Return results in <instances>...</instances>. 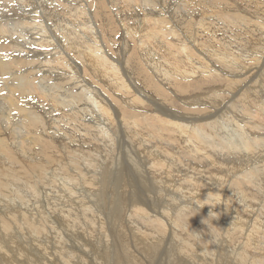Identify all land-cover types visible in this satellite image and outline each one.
<instances>
[{"label":"bare ground","instance_id":"bare-ground-1","mask_svg":"<svg viewBox=\"0 0 264 264\" xmlns=\"http://www.w3.org/2000/svg\"><path fill=\"white\" fill-rule=\"evenodd\" d=\"M119 1H121V3L124 6V18L126 21L121 24L124 35L127 36L128 39L129 37L131 40L133 38L136 39L135 41H132V47H136L137 54L131 51L130 54L125 56L124 52L126 48L124 49L122 48L121 49L122 52H120V50L118 52L115 50L113 51V44H111L110 41V39H112L111 38L112 36H110L109 40L104 39L103 37H105V33L101 32L102 34H104L102 36L99 33L100 32L99 29H98L99 31H96L97 23L95 24L96 21L95 20L96 17L94 18L95 13L94 15L92 13V16H90L88 13L84 12L85 9H87L86 6L81 5V10L76 14L78 16H81L82 19H80L79 22L76 21L75 23L72 22L71 25L66 24L67 27H70L66 31L63 28L61 29L62 31L61 36L64 38V42L67 41L66 44H69L68 47L74 50V51L70 50L69 52L66 51L67 53L64 54V57L67 58L65 59L64 57L62 58L63 62L61 61L62 62L61 65L64 67L65 64V67L69 71H71L68 73L69 79L78 80L81 83V86H86L88 90H90L92 95H94V97L95 95L97 96L96 99L91 98L94 99L92 100V103L94 102V104L97 105L98 108H100L102 114L107 118V120L113 119L112 122H116L115 120H117L119 124L118 125L119 128L120 125L121 126L123 125L125 126V128H128L130 130L131 132L130 136L133 135L138 138L141 135L139 137L140 140H138L139 143L140 141L145 142L147 140V142L144 143V147L139 146V148H141V150L143 151L141 155L144 159V162L153 158L149 164L151 165L150 169H152L151 171L153 172L154 176H149L150 174L147 172L148 170L146 171V169L144 168L145 166L143 162H141L143 163L142 165L136 164V163H140L137 162L139 160L137 161L135 160L136 163L126 162L125 164H123L122 162L126 160L125 152L122 153L121 164L119 168L116 170L118 173L117 176H120L123 179L127 188H130V186L137 187L134 189L131 188V191L127 197V200L130 201L132 205H135L133 206L131 214L137 216L141 220H147L146 216L151 211L153 212L156 210V208L161 207V203H157L152 200L150 201L145 196L146 194L151 195L150 193L151 191L153 193V188L156 187L154 185L157 183L161 184L163 182L164 183L163 186L165 188L167 186H173V187L175 186L174 187L175 189L179 188L180 190H183V188L181 187L182 184L176 183L175 181L176 179H180V178L177 176V174H173V172L174 171L176 172V170L170 164L171 162L169 163L168 159H167L168 161H166V159L165 160L158 159L159 157L158 155H156L157 151L155 152V150L158 151H160L161 149L165 150L164 142H166L167 139H170V135L168 133L170 131L173 133H177L179 138L182 139L183 142H185L186 146H190L189 152L193 154V156L195 157V161L200 162L201 160V162H204L205 164L210 163L211 165L215 164L224 167L222 168L224 170V173L222 174L218 172V169H215V172L217 174L219 173L220 176H216V173H214L213 171H211V173L204 171L209 179L214 178L215 180H218L219 181L218 184L221 185V189L219 192H216L214 191L215 189H213L210 193L208 192L209 194L206 196L207 198L206 197L204 198L203 194L201 193L202 191L200 190V187L202 186L201 184L202 182L200 181V178L196 177V180H194L191 178V176L181 175L183 177V180L185 179L187 183L186 194L187 197H190L191 200L187 202L192 206L194 205V207L198 206L201 207L202 209H206V205L209 202H212L214 206H216L215 208L217 210L216 211L210 210V214L216 217L217 224L220 226V229L224 233L223 236L227 237V240L228 238L229 240L230 238H232L231 241L233 242H234L233 237L237 238V236L241 237L242 240H240L238 244L237 241L236 242L237 245L235 244L234 249L233 250L229 249L230 252H228L226 250L227 245H225V242L228 241L224 240L222 236L221 238L223 239H221L222 240L220 244L221 246L218 245L220 246L219 250H222V252L215 251V253H213V251H210L208 248L206 250V248L201 249V247L193 246L191 245V243L190 245L184 243L183 241H182L183 243L181 242L178 243L176 239L177 238L179 239L180 237H177V234H175L174 232L171 233L167 225V221L170 220L172 221L173 219L172 211L176 209V207L170 206L169 208L162 207L161 214L159 211L157 212L156 215H154V220L157 221L159 224L158 226L157 225L154 226V228H156L157 230L160 229L158 230V233H162V235H158L157 232H153L154 231V230L152 231L153 228L151 230L149 229L148 232V230L142 231V229L138 227L130 226L129 228L131 230V233L129 234V232H127L130 237V242H126L125 239L123 238L122 232H124V229H126L127 225H124L125 223L123 221L125 220L122 219L121 217L122 215H119L120 212L126 206L125 204H117L116 202L118 200L116 202L110 200L111 205L107 206V210H106V206L104 208V204H103V201L105 202L103 198V191L99 190L96 193H94L93 196L94 200H96L94 205L96 207L97 213L88 214L87 209L90 204L88 206L83 204L82 207L81 203L82 202L84 203V201L80 200V198L82 197L80 196L79 191L76 189V187L69 188V186L66 185V188L68 190L67 191L60 187L61 186L60 182H57L55 186L58 188V191L49 194V192L44 193V191L41 190V192L36 193V191L31 189V186L28 184V181L26 180V178L23 177L22 172L21 173L14 172L18 177L14 175L10 176L9 174H5V176L13 178L15 180L21 179V181L11 182V184L15 185L16 187H27L28 190L25 188H18V189L24 190L27 193H29V195H31L34 200L37 199V195H40L42 197V201H44V204L41 205H43L44 207L41 208L40 207L41 205H39L40 203L38 201H35V203L32 206L28 204H23L20 208V210L22 211L19 210L16 203L10 204V206H0V216L2 215L1 216L2 219H0V264H264V223H262V220L260 219L261 214L256 215L254 213L256 216L252 218L250 210H252L253 205H251L250 202L248 201L249 194L245 189L246 186L244 187V183L245 184L249 182L253 183L252 179L253 180L257 179L256 177H254V175L255 176L257 175L258 177L259 174L264 173V133H263L264 132L263 129L264 128V99H263L264 95H262L263 92L262 94L260 92V90L262 91V89H264V59H262L263 61L261 62L259 61L260 62L259 66H256L255 65L256 63L254 64L257 67L255 74L258 76L259 79V80L257 79L258 81L256 80V82H254V84L258 86L256 89H254V87L250 85L248 86L246 85V87L240 89L241 92H239L238 94L235 93L236 94L235 98L233 95H232L233 99L226 98L227 100L225 99L226 101L220 107L216 105L217 99L213 100L212 98H209L207 102L209 103L208 107H212L213 110L211 111L210 114H208L204 118L194 119L189 116H182L178 113H171L161 103H155V110L153 113L149 115L146 114L143 116L138 113L139 111L138 112H136L137 110L135 111V108H137L138 110L140 108L141 110V107H145L146 105L144 104L147 103L148 100L150 101V98L152 97L153 94L157 97L158 96L164 97L167 100V99H171L170 96L174 95L173 93L176 92H180L184 94L187 93V90L190 87L188 81L191 78H193L194 76L193 74H196L200 71L202 73L203 71V74L204 72H206L204 74V78L207 77V80L212 78L211 77L212 74L209 72H211L210 71L212 69L211 63H214L213 61H215L216 63L220 62L223 66L229 64L232 68L233 66L236 67L238 65H241L240 64L241 61L243 62L245 60H249L251 62L252 58L255 59V60L253 59L254 61L259 63L258 60L261 57H263L259 55L261 49L260 51L256 50L258 54L254 53V56L251 58H250L251 55L248 58L245 57L246 55L243 56L240 53L234 54L233 50L230 49L226 50L227 48L223 49L224 46H222L223 48L220 49V51L218 49L215 50L211 49L209 48L210 47L209 46L207 50H204L205 53L203 51H202L203 53L201 52L202 54L199 52L200 50H202V47L201 49H199L200 45L197 42V40L196 41L192 40L193 38L195 40L196 38L201 39L203 37V35L201 34L202 32H200V30H199L200 33L198 34L199 27H200L199 29H201L202 27V28H207V30L210 31L211 30L210 26L213 25V27H216V29H214L213 31L222 30L217 28L215 22H212L211 24L210 22H204L206 17H211L212 15L213 8L211 7H216L220 3V0H174V1L172 0L173 2H169L170 4L167 7L166 5L162 7L161 0H154L156 1L158 7L164 11V14L161 15L159 18L152 13L151 15L148 14L149 16L144 15L143 19L140 18L139 15L142 8L146 6L145 4L141 3L135 5L133 4L134 0H119ZM148 1L150 3V0ZM240 1H248V0H234L233 4ZM51 2L53 1L51 0ZM99 2L100 4L97 3L95 5L96 16L98 17L97 19L101 23L100 26H102L103 25L102 17L104 16L106 17V15L108 14L110 16H114V13L112 11V8H108L107 0H99ZM89 3L90 6L92 7L93 0H90ZM46 6L49 5L47 4ZM17 8H18L17 0H0V10L2 11L6 9L10 12H13L16 11ZM102 8L105 9V12L102 10ZM244 9H245L244 13H247V9L246 8ZM182 14L187 16V18L189 19V21L186 20V22L188 23L186 29L188 33L189 31L192 33V37H193L191 39L192 42H189V40L186 39L187 36L182 37L181 36L182 34L179 36L178 34L179 30L178 33L176 31L175 21L179 17L184 16ZM197 14H200L199 17H201V19L199 18L200 20L199 21L197 20L198 23L196 22L194 23L195 16ZM116 15L119 16L120 13L116 12ZM237 15L230 14L227 25H229L230 23L236 25L235 23L232 22V20ZM185 16L182 18H185ZM84 17L90 19H85ZM216 17L218 18V16ZM223 17L224 18L222 19L219 18L218 19L224 22L227 21L224 14ZM135 18L140 20L136 21ZM34 20L35 18H33V21ZM118 21L120 22L119 18ZM2 23L3 21L0 18V77L10 71V68L13 66L11 63L16 65V63L18 62H24L23 60H26L25 57L19 56V53L21 54V52L19 51H21L22 48H18L14 44L15 42L14 38L13 37L9 38L10 35L7 36L6 34L2 33V31H4ZM143 23H145V25ZM93 24H95V26ZM103 27L100 28L102 29ZM184 27L185 24L183 25V28ZM36 28L38 35L41 36L43 39V37L45 36L43 30L40 27H36ZM248 28H249L248 31L245 30V32L247 31V33H237V34L235 33L236 34L235 38H239L240 35L251 34L253 29H251L250 27ZM227 30L228 29L225 28L223 31L226 32ZM262 30H264V23L262 25ZM213 31L211 30L210 32H208V35L206 34V37L215 40V36L213 37ZM107 32L108 31L106 30V33ZM191 33H189V35ZM1 34H3L4 37H2ZM8 41L9 43H11V45H9L10 47H7L8 50H5L6 48L5 44ZM207 41H209L210 43V40ZM216 41L215 43L219 44ZM137 42L139 43L138 46H136ZM125 45H124L125 47L129 48V45H127V43ZM222 45L224 44L222 43ZM63 48H65V50H68L66 46ZM254 51L255 50H253V52ZM216 52H218V55H216ZM56 54L54 55V57L57 56ZM58 54H60V52ZM255 54L257 55L255 56ZM70 55H73L75 59H77L78 61L77 64H72V63H71L72 65L68 64V62L72 60V57ZM258 55L260 56L259 59H258ZM145 57L148 59V63H146ZM20 58L23 60H20ZM57 58L58 56L55 59ZM44 62L48 63L45 64V67L46 68L49 67L50 61L45 59ZM57 63L60 64V62ZM208 64L210 65L208 66ZM71 67H76L77 71H75V73L74 71L72 72V69L75 68H71ZM241 67L242 68L240 71H245L247 66L241 65ZM75 76L77 77L75 78ZM84 77L90 80V82L93 81L95 83V85L93 86L96 87L98 93L97 92L95 93L96 90L94 91V89L88 87L87 84L85 85L84 83H82ZM139 77H141V79ZM213 77H216L214 78L216 82L217 81L219 82V80L224 79V78L219 79V77H217L216 74ZM24 78H25V82L23 86L19 84L20 75L18 74L16 75L14 74L9 84L6 82L5 87L8 89L6 90L8 94L5 96L7 103H9L8 105L11 108L8 107L9 108L8 112L6 111V109L4 111L0 110V133L5 128L6 130L8 129L11 131L9 122H12L17 118V116L16 118H13L14 116L12 117L11 110H14L13 112H15V114L16 112L18 113V118L19 117L20 119L22 118V123L24 124L23 137L25 138V140L30 141L33 135H37V137L39 138L40 129L42 128L41 133L42 132L44 133L45 131L44 128H47V125L40 127L41 121L36 119L38 121V123H36L34 120L35 117L32 115L34 111L32 110V114L28 111H25L28 108L25 107L26 106L25 103H27V106H29L28 104H30V106L32 105L33 107L36 106V103L38 102L34 100L36 98L32 99L34 96H32L31 98L28 97L29 95L27 96V93L32 91H26V92L24 91L26 89L32 90L31 78L28 75L27 76L24 75ZM138 78L140 79V81L137 80ZM1 79L3 80V78ZM239 79L240 78L238 79L236 78L234 80L238 81ZM234 80L229 79L227 83L231 81L234 83ZM2 83H4V81ZM206 83L208 84L209 82ZM21 88L23 92H20ZM232 89L234 90V87H232ZM257 89L260 90L255 91ZM210 90L211 89L209 88L206 91H210ZM251 90H253L252 91L253 93H250ZM6 91L5 93H7ZM16 92L19 93L17 98L19 99V101H17L18 102L17 104L15 103L16 102L15 99L17 95ZM204 94L203 95L201 94L202 98L199 97L194 98L191 104L192 103L196 104L197 101L200 102L204 100L206 98L204 97L205 96ZM211 94H213V92ZM215 94L216 93H214L213 95L216 96ZM259 95L263 96V98L261 99L260 97H257ZM55 96L52 97L53 99L56 98L55 100H53L54 101L53 103L59 104L58 96L57 97ZM233 101L235 102V106ZM236 108H240L241 110L240 116L231 113L222 120L224 115L223 113L225 111L229 110L235 112L237 111L235 110ZM201 110L202 112L207 111V109L205 108ZM9 113L11 114V116ZM231 120L239 124L243 123V125H241L243 127L237 128V134L236 133L234 134L233 129H231L228 126ZM237 125L238 124H236L235 126ZM220 127L224 128L225 132L224 134L220 133L222 135L220 137H217L219 132L218 128ZM33 128H38V129H33ZM12 129L14 130L13 136H15V141L17 143L16 146L19 147V149H21L23 152L25 151L29 152L28 150H31V147L27 148L25 142L21 141V139L20 141L16 140L17 135H14V133L15 132L16 134L19 133L18 128L12 127ZM261 131H263L262 134H260ZM31 133H33V135ZM150 139L154 141L158 140L160 144H162L161 146H159L160 148L158 146H155L154 149H147L148 148L147 143H149ZM232 141H237V142H232ZM44 143L48 144V142L46 141ZM222 148L228 150L226 151L228 153L233 154L237 151L240 154H243L244 156L248 155L249 157H251L250 160L251 159L255 160L257 158L258 159L255 160L252 163V165H250L251 162L250 163L246 162L242 164L240 161L238 162L237 159L236 161L238 163H235L234 159L228 160L229 162L222 161L216 153L220 151V149ZM0 150L3 151L8 150L6 141L3 138H0ZM166 151H167L166 153L167 157L174 158L176 156L174 154H177L174 151L170 153L168 150ZM42 152L43 151L40 152L42 155L43 153L46 152L48 153V147L46 145H44V152L43 153ZM36 153L39 154V151ZM225 155L230 156L232 158L237 157L236 155H230L227 153H225ZM247 159L245 160L248 161L249 159L248 160ZM71 162H74L72 164L77 165L75 163L76 161H71ZM71 162H69V164H71ZM47 163L50 162L48 161ZM145 164L147 165L148 163L145 162ZM48 165L42 166V164L38 162L34 165H30L26 173L32 175L33 178H39L40 180L43 174L45 175L48 174V173H44L47 170L46 168L49 167ZM109 165L108 166L106 165V167L104 168L103 170L104 174H106L109 171ZM101 167H103L102 164L98 165L97 169ZM37 169H39L40 174H42L40 175V177L37 174ZM44 169L46 170L44 171ZM160 169H164V170L160 171ZM110 170H112V168H110ZM195 172L198 176H201L203 174L202 173L203 170L201 169L200 170L196 169ZM163 174L164 176H168L170 178L169 181H166L164 180V178L161 177L163 176ZM230 175H232L233 178L236 177L232 182L228 181ZM52 177L53 176H51L49 179L48 176V179L50 182L53 183ZM263 181L264 180H262V183ZM213 183H215L214 180H211V184ZM0 186H1L0 188L1 191H3V189H6L5 185H3L1 182H0ZM228 187H230L232 191H234V194L232 195L234 196L233 200L235 199V201H237V204H239V206H236L237 204H234L232 199L231 202L229 201L230 203L224 201V194H225L224 190H226V188ZM258 189H262V188L259 187ZM230 190H228V192ZM1 191H0V203L5 202L4 198L2 197L3 192ZM73 194H76V196L71 197V195ZM55 195H59L57 196L58 199L57 198L55 199L56 202L58 200L62 202L64 201L63 206L58 205V203L56 204V202H54L55 200L53 201L52 198H54ZM256 208H258V206ZM15 209H18L19 211H16ZM105 210L107 211V213L104 212ZM210 214L209 217L211 216ZM165 215L167 216L166 217L167 221L164 218L162 219V217H164ZM32 216H35L36 217L35 219L37 218L40 219V222H34V221L31 222L30 218ZM225 216H227V218L229 217L228 219L229 221H225L227 219L224 218ZM179 217L180 215H177V217L174 218V220L177 219L178 222L179 221L181 222V219ZM111 218H113V221H111ZM24 224L28 226L27 228L32 229V231L29 233L30 245L27 250H24L21 240L17 236V234L19 235L18 229L22 228ZM108 224H110L109 228L106 227ZM13 227L15 228L16 232L12 231ZM40 227L42 228L41 230L46 231L45 234H41V231L40 233L36 232L38 229H40ZM34 228L36 229V231L33 230ZM174 228L176 229V227ZM210 231H212V229ZM127 233L125 232V236L127 235ZM49 234L55 238V240L54 239L53 241L51 240L52 242H54L53 244L52 243L50 244L51 241L49 239L51 236ZM39 235H41L42 237L39 238ZM196 235L198 234L195 233L194 237ZM160 236H163V238H160ZM126 238L128 237L126 236ZM67 240L71 241V244L69 243L70 246L68 244V247L66 243ZM190 242H192V240ZM214 248H216V246ZM229 248H230V244H229ZM27 253L30 254V256ZM39 253H42V256H40L41 254ZM34 257L43 258V259L34 260ZM25 260L27 262H25Z\"/></svg>","mask_w":264,"mask_h":264},{"label":"rangeland","instance_id":"rangeland-1","mask_svg":"<svg viewBox=\"0 0 264 264\" xmlns=\"http://www.w3.org/2000/svg\"><path fill=\"white\" fill-rule=\"evenodd\" d=\"M52 1L53 2H51V0H17L18 8L16 9V11L10 12L6 9H4V11L0 10L1 11L0 18L3 21L2 26L4 28V31H2V33L6 34L7 36L10 35L9 38H12V37L14 38V40H15L14 44L18 48H22V50L19 51V52H21V54L19 53V56L26 58V60H23L20 58V60H23L24 62H18V63H16V65L11 63L13 66L10 68V71L8 73H6L5 75H3L4 77L3 76L0 77V80L2 82L4 81V83H2L0 81V84L2 85V86L0 85V87H1L0 88V110L4 111L6 109V111L8 112L9 108H11L8 105L9 103H7L6 96H5L8 94V92L6 91L8 89L5 87L6 82L9 84L10 81L12 80L14 74L15 75L18 74V75H20L19 84L23 86V84L25 82L24 75H26V76L28 75L31 78L32 90L26 89L24 91L25 92L26 91H32V92H28L27 96L29 95L28 97H30V98L32 96H34L32 99L36 98L34 100L38 103H36V106H33V107H32V105L30 106V104H28L29 106H27V103H25L26 106L25 105L24 106L28 107L25 111H28L31 114H32V110L34 111L32 115L35 117L34 120L36 123H38L37 120L41 121L40 127L47 125V128H44L45 129L44 133L43 132L41 133L42 128L40 129L39 138L37 137V135H33V133H31L34 136V137L32 136V138H31L32 141L31 140L30 141L25 140V138L23 137V135H24L23 134L24 124L22 123V118L21 119H20V117L18 118V113L16 112V114H15V112H13L14 110H11L12 117L14 116L13 118H16V116H17L18 119L16 118L14 121L9 122L11 131L8 129L6 130V128H5L0 133V138L5 139L6 144H7V148H8V150H5V151L0 150V182L3 185H5V187H6V189H3V191L0 190L1 192H3L2 194L4 196L2 195V197L5 200V202L0 203L1 204L0 206H10V204L16 203L17 207L20 210V208L23 204H28V205L32 206L35 203V201H38L40 203L39 205L44 204V201H42V197L40 195H37V199L34 200L32 198V196L29 195V193H27L24 190L18 189V188H25L28 190L27 187H16L15 185L11 184V182L21 181V179L15 180L13 178L5 176V174H9L10 176L11 175L17 176L14 172H19V173L22 172L23 177L26 178V180L28 181V184L31 186V189L36 191V193L41 192V190L44 191V193L49 192V194H52L55 191H58V188L55 186V184L57 182H60L61 183L60 187L62 189H65V190H67L66 185H68L69 188L76 187V189L79 191L80 196L82 197V198H80V200L84 201V203L83 202L81 203L82 207H83V204H85L87 206L90 204L88 206V209H87L88 214H91V213L96 214L97 213L96 207L94 205L96 200H94L93 196H94V193H96L99 190L103 191V198L105 200V202L103 201V204H104V208L106 206V210H107V206L111 205L110 200H113L115 202L118 200L116 202L117 204H125L126 206L120 212L119 215H122L121 216L122 219L125 220V221H123L125 223L124 225H127L126 229L123 228L124 232H122V230H121V232L123 233V238L125 239L126 242H130V237L127 233V232H129V234L131 233V230L129 228L130 226L138 227V228L142 229V231L148 230V232H149V229L151 230L153 228L152 231L154 230L153 232L158 233V230H160V229L157 230L156 228H154V226H156V225L158 226L159 224L157 221L154 220V215H156L157 212H159V211L161 214L162 207H168L169 208L170 206H172V207H176V209L174 211H172V218H173L172 221L171 220L167 221L166 215L164 217H162V219L164 218L167 221V225L169 227V228L168 227L167 228L170 229V232L171 233L174 232L175 234H177V237H180L179 238L180 240L178 238L176 239L178 243L184 242V243H187L189 245L191 243V245H193V246L201 247V249L206 248V250L208 248L210 251H213V253H215V251L216 252H222V250H219V247L221 246L220 245L221 241H222L221 239L224 238V240L228 241V242H225V245H227L226 250L228 252H230L229 249L233 250L236 242L238 241L237 242V244H238L240 242V240H242V238L239 236H237V238L233 237L234 242H235L234 243L233 241H231L232 238H230V240L228 238V240H227V237L223 236L224 233L220 229V226L217 224L216 217L213 216L212 214H210V210L211 211L217 210L215 208L216 206H214V204L212 202H209L206 205V209H202L201 207H198V206L194 207V205L192 206V205L188 204L187 201H191V200H190V197H187V194H186L187 193L186 192L187 183H186L185 179L183 180V177L181 176V175L191 176V178L194 180H196V177L200 178V181L202 182L201 183L202 186L200 187V190L202 191L201 193L203 194V197L205 198L213 189H215L214 191H216V192H219L221 189V185L218 184L219 181L215 180L214 178L209 179L207 177V175L205 174V172L211 173V171H213L214 173H216L215 169H218V172L220 174H222V173H224V170L222 169L224 167L213 164L215 166L214 167L210 163L205 164L204 162H201V160H200V162L195 161V157L193 156V154L191 152H189L190 146H186L185 142H183V140L179 138L177 133H173V132L169 131L168 133L170 135V139H167V141L164 142L165 150H162V149L160 151L155 150V152L157 151L156 155H158V157H159L158 159H162V160L166 159V161L169 160V163L171 162L170 164L176 170V172L174 171L173 174H177V176L180 178V179L175 180V178H176L175 177L174 180L176 181V183L182 184L181 187L183 188V190H180L179 188L175 189L174 188L175 186L174 187L173 186H167L165 188L163 186L164 185L163 182L161 184L157 183L154 185L156 187L153 188V193L151 191L150 192L151 195L146 194L145 196L150 201L152 200V201H155L157 203H161V207L156 208V210L153 212L151 211L146 216L147 220H141L137 216H134L133 214H131L133 206H135V205H132L130 203V201L127 200V197L131 191V188L134 189L137 187L130 186V188H127L123 179L120 176H117L118 173L116 170L119 168V166L121 164L122 153L125 152L126 153L125 154L126 160L122 162L123 164H125L126 162L132 163V162H135V160L136 161L139 160L137 162H140V163H136V162L135 163L138 165H142L144 163V166H145L144 168L146 169V171L148 170L147 172L150 174L149 176H154L153 172L151 171L152 169H150L151 165L149 164L153 158H151L148 161H145L146 163H148L146 165L144 162V159L141 155L143 151L141 150V148H139V146L144 147V143H146L147 140L145 142L140 141V143H139L138 140H140L139 137L141 135L138 138L133 136V135L130 136L131 135L130 130L128 128H125V126H123V125L122 126L120 125V128H119L118 127L119 124H118L117 120H115L116 122H112L113 119L107 120V118L102 114V111L100 110V108H98L97 105L94 104V102L92 103V100H94V99H91V98L96 99L97 96L95 95V97H94V95H92V93L90 92V90H88V88L86 86H81V83L78 80L69 79L68 73L71 71H69L65 67V64H64V67L61 65L63 62L62 58L64 57V54L69 52L70 50L74 51L72 48L68 47L69 44H66L67 41L64 42V38L61 36V33H62L61 29L63 28L66 31V30H68V28H70V27H67L66 24L71 25L72 22H74V23H75V21L79 22V20L82 19L81 16H78L76 14L77 12H79L81 10V5L86 6L87 9H85L84 12L88 13L90 16H92V13H93V15L95 13V16H94V18L96 17L95 18V20H96L95 24L97 23L96 24V27H97L96 31L100 30L99 33L102 36L104 35L102 33H105L106 38L103 37L104 39L109 40L110 36H112L111 37L112 39H110V41H111V44H113V51L115 50L118 52L120 50V52H122L121 49L126 48V50L124 52L125 56L130 54L131 51H133L137 54L136 47H132V41H135L136 39L133 38L131 40L130 37L128 39V37L124 35L123 29H122L121 24L126 21L124 18V6L121 3V1H119V0H107V6H108V8H112L114 16H110L108 14V15H106V17L105 16L102 17L103 25L100 26L101 23L97 19L98 17L96 16V6H95L97 3L100 4L99 0H98V2H97V0H93L92 4L94 6L92 5V7L90 6V3H89L90 0H52ZM173 1L172 0H170V1L169 0H161V5H162V7L165 5L167 7L170 4L169 2H173ZM261 1L260 0H252V2H251V0L250 1L248 0V1H240V2L233 4L234 0H220V3L216 7H211V8H213L212 15H211V17H206V19L209 21H207L205 19L204 22H210V24L212 22H215L217 28L222 29V30L213 31L214 29H216V27H213V25L210 26L211 30L213 31V37L215 36V40L212 38H207L206 34L208 35V32H210L211 30L208 31L207 28H202V27H201V29H199L200 27L198 28V34L200 32H202L201 34L203 35V37L201 39L196 38L194 40V38L192 37V33L189 31V33H191L189 35V33L187 32L186 26L188 23L186 22V20L189 21V19L184 14H182V15H184L185 18H182L184 16L179 17L177 19L178 21L174 18L176 20L175 21L176 31L178 33V30H179V33H178L179 36L181 34H182L181 35L182 37L187 36L186 39L189 40V42H192V40L193 41L197 40V42L200 45L199 49H201V47H202V50L199 51L200 53L202 51L205 53L204 50H207L209 46H210L209 48L214 49V50L218 49L219 51H220V49L223 48L222 46H224L223 49L227 48L226 50H229V49L233 50L234 54L240 53L243 56L246 55L245 57H248V58L251 55L250 56V58H251L254 56V53H257L256 50L260 51V49H261L262 52L260 51L261 54L259 53V55L263 56V57L260 58V56L258 55V59L259 58L261 59V60L259 59L258 62L259 61L261 62V61H263L262 59H264V50H263L264 49L263 48L264 47V45H263L264 44V30H262V25L264 23V0H261ZM141 3L146 5L140 11L139 16L142 19L144 18V15H148V14L151 15L152 13L159 18L161 15L164 14V11L158 7L156 1H154V0H150V3L148 0H134V2H133V4H135V5H138ZM47 4L49 6H46ZM8 5H10V4H8ZM68 8H71V9H68ZM244 8L247 9V13H244V10H245ZM102 10L105 12V9L102 8ZM119 10H121V11H119ZM116 12H119L120 15L117 16ZM232 12H234V13H232ZM237 13H238V15H237ZM223 14L225 15V17L227 19V21H225V22L222 20L221 21L219 20V19L224 18ZM230 14L237 15L232 20V22L235 23L236 25H233L231 23L229 25H227ZM199 16H200V14H197L195 16L194 23L195 22L198 23V21L201 19V17H199ZM216 16H218L219 19ZM78 17H81V18H78ZM33 18H35L34 21H33ZM118 18H119L120 22L118 21ZM85 19H90V18L86 17ZM135 19H136V21L140 20V19L138 20L137 18H135ZM183 19H185V20H183ZM194 23H193V25H194ZM95 24H93V25L95 26ZM143 24L145 25V23H143ZM184 24H185V27L183 28ZM232 25L234 26V28ZM221 26H223V27H221ZM36 27H40L43 30L44 35H45L43 37V39L41 36L38 35ZM100 27H103V28L101 29ZM248 27L253 29L251 34L240 35L239 38H235V35L237 33H247V31L249 29ZM34 28H35V31H34ZM223 28L224 29L226 28L228 30L226 32H224ZM106 30L108 31L107 33H106ZM199 30H200V32H199ZM245 30H247V31L245 32ZM3 34H1L2 37H4ZM209 35H210V33H209ZM241 36H242V38H241ZM126 37H127V39H126ZM188 38H190V39H188ZM206 38H207V40H210V43L211 42L212 43L210 44L209 41L206 40ZM9 40H12V39H9ZM238 40H239V42H238ZM203 41H206V42H203ZM215 41L218 42L219 44L215 43ZM233 41H234V43H233ZM221 42L224 45H222ZM126 43H127V45H129V48L125 47ZM207 43L210 45H208ZM138 44L139 43L137 42L136 46H138ZM212 44H213V46H212ZM226 44H228V45H226ZM9 45H11V43H9V41H8L5 44V47H6L5 50H8L7 47H10ZM65 46L68 50H65V48H63ZM205 47H207V48H205ZM257 47H258V49H257ZM260 47H262V48H260ZM128 49H129V52H128ZM253 50H255V51L253 52ZM236 51H238V52H236ZM32 52H35V53H32ZM59 52H60V54H58ZM218 52H216V55H218ZM29 53H31V54H29ZM140 53H141V51H140ZM55 54L58 56L59 60H58V58L55 59L57 57V56L54 57ZM247 54H249V55H247ZM257 54H255V56ZM70 56L72 57V60H70V61L68 60L69 61L68 64H70V65L77 64V62H78L77 59H75V57L73 55H70ZM65 58H67V57H64V59ZM45 59L50 61L49 67H47V68L45 67V64H48V63L44 62ZM253 59L254 58H252L251 62L249 60H245L243 62L241 61L240 64L242 66H245V65L247 66L245 71H240L242 68L241 65H238L236 67L233 66V68H232L229 64H226L225 66H223L220 62L216 63L215 61H213L214 63H211V65H212V69L210 70L211 72H209L212 74V76H211L212 78L207 80V77L204 78V74L206 72H204V74H203V71H202V73L200 71L196 74H193L194 75L193 78H191L188 81L190 84V87H189V89L187 88L188 89L187 93L184 94V93H180V92H176V93L172 92L174 95H171L170 96L171 99H167V100L164 97H160V96L157 97L153 94L152 97L150 98V101L148 100L147 103L144 104V105H146L145 107H141V110H140V108H139V110L137 108H135V111L136 110H137L136 112L139 111L138 113L140 115H143V116L146 114L149 115V114L154 112L155 103H161L171 113H178L182 116H189V117L194 118V119L204 118L205 116L210 114L211 111L213 110L212 107H208L209 103H207V102H208L209 98H212L213 100L217 99L216 105L220 107L227 100L226 98H232L233 99L232 95L235 98L236 94L241 92L240 89H243L244 87H246V85L247 86L250 85V86L254 87V89H256L258 87L256 84H254V82H256V80L258 79V76L255 73H256V69H257L256 66H259L260 62L257 63L256 61H254L255 59L254 60ZM56 61L60 62V64L57 63ZM145 61H146V63H148V59L146 57H145ZM209 65L210 64H208V66ZM71 68H75V69H72V72L74 71V73H75V71H77L76 67H71ZM228 70H230V71H228ZM191 74H192V72H191ZM215 74L217 75V77H219V79L220 78L221 79L224 78V79H222V80L218 79L219 82L218 81L216 82V80H214V78H216V77H213ZM254 76H256V77H254ZM76 77L77 76H75V78ZM1 78H3V80ZM139 78L141 79V77H139ZM139 78L137 80L140 81ZM228 78L230 80H234L236 78L237 79L240 78V79L238 80L239 82L237 80L236 81L234 80V83L232 81L227 83V81L229 80ZM186 79H187V77H186ZM206 82H209V83L207 84ZM214 82H216V83H214ZM82 83H84L85 85L87 84V86L94 89V91L96 90V87L93 86V85H95V83L93 81L90 82V80H88L87 78L84 77V80H82ZM3 84H4V86H3ZM4 87H5V89H4ZM229 87H230V89H229ZM232 87H234V90L232 89ZM33 88H34V90H33ZM207 88L208 89L210 88L211 90L206 91V90H208ZM204 89H205V91H204ZM221 90H222V92H221ZM253 90H251L250 93H253L252 92ZM259 90L260 89H257L255 91H259ZM5 91L7 93H5ZM20 92H23L22 88L20 89ZM96 92H97V90L95 91V93ZM212 92H213V94L216 93L215 94L216 96L211 94ZM260 92H261V94L263 92L262 95H264V89H262V91L260 90ZM206 93H208V94H206ZM228 93H229V95H228ZM16 94H17L16 95V99H17L19 93L16 92ZM201 94L202 95L204 94L205 95L204 97H206V98L200 102L197 101V103H196L197 105L195 103L191 104V102L193 101L194 98H198V97L202 98ZM53 95L58 96L59 104L53 103L54 102L53 100L56 99V98H54V99L52 98V97H54ZM57 96H55V97H57ZM153 96H155V97H153ZM257 97H260L261 99L263 98V96H260V95ZM158 98H159V100H158ZM16 99H15V101H16L15 103L17 104L18 103L17 101H19V99H17V100ZM51 99H52V101H51ZM232 99H231V101H232ZM234 106H235V102H234ZM204 108L207 109V111L202 112L201 109H204ZM235 110H237V111H235V112L234 111L232 112L229 110L225 111L223 113L224 115H223L222 120L225 117H227L228 115H230L231 113H234L235 115L240 116V114H241L240 108H236ZM198 111H200V112H198ZM11 114H10V116H11ZM236 124H238V125L235 126ZM241 125H243V123L239 124V123L231 120V122L229 123L228 126L231 129H233L234 134L235 133L237 134V128L243 127ZM12 127H17L19 130V133H17V134H16V132L14 133V135H17L16 140L20 141V139H21V141L25 142L27 148L31 147V150L33 152L31 150H28L27 148L26 149L29 152H26V151L23 152L21 149H19V147L16 146L17 143L15 141V136H13L14 130L12 129ZM2 128H3V125H2ZM33 129H38V128H33ZM223 129L224 128H222V127L218 128L219 132H218L217 137H220L222 135L220 133L224 134L225 129L224 130ZM259 130H261V129H259ZM117 132H119V133H117ZM262 132L263 131H261L260 134H262ZM47 133H49V134H47ZM43 141L48 142L49 145L47 143H44ZM232 142H237V141H232ZM44 145H46L48 147V153L47 152L43 153L44 152ZM161 145L162 144H160V142L158 140L154 141V140L150 139L149 143H147V146H148L147 149H154L155 146L159 147ZM166 150H168L169 153L174 151L177 154H174V155H176L174 158L167 157V155H166L167 151ZM38 151H39V154L36 153ZM41 151H43L42 152L43 155L40 153ZM226 151H228V150L222 148V149H220V151L216 152L222 161L229 162L228 160L234 159L235 163H238L239 161L242 164L246 163V162L247 163L251 162L250 165H252V163L258 159L257 158L255 160L254 159L250 160L251 157H249L248 155L244 156L243 154H240L237 151L233 154L228 153ZM225 153L230 154V155H236L237 157L232 158L230 156H226ZM181 154H182V156H181ZM129 157H130V159H129ZM192 158H194V159H192ZM244 158L245 159L248 158L250 161L248 159H247L248 161H246ZM236 159L238 162L236 161ZM48 161L50 163H47ZM71 161H76L75 163L77 165L72 164L74 162H71ZM192 161H195V162H192ZM38 162H40L42 164V166L49 164L48 165L49 167L46 168L47 170L44 169V171L46 170L44 173H48L46 175L40 174L39 169H37V174L39 177H40V175H42L41 178L43 179V182H42L41 178H40V180H41L40 181L39 178H33L32 175L26 173V171L29 169L30 165H34ZM69 162H71V164H69ZM141 162H143V163H141ZM101 164L103 165V167L97 169V166L101 165ZM106 165L107 166L109 165V171L106 174H104L103 170L106 167ZM110 168H112V170H110ZM164 169H160V171H162ZM196 169L203 170V172H202L203 174L201 176H198L195 172ZM19 170H21V171H19ZM48 171H50V172H48ZM219 173L218 174L216 173V176H220ZM47 175L49 176V179L51 176H53L52 177L53 183L49 181ZM263 176H264V173L259 174L258 177H257V175L256 176L254 175V177H256L257 179L256 180L252 179L253 183H251V182H249L247 184L244 183V187L246 186L245 189L249 194L248 201L250 202L251 205H253L252 210L249 209L251 212V216H252V218H254V216L261 214L260 219L262 220V223H264V188H263L264 187V181L262 183V180H264ZM161 177L164 178V180H166V181H169V179H170L168 176H164V174ZM235 178L236 177L233 178V176L230 175L228 178V181L232 182ZM45 180H46L47 184H46ZM211 180H214L215 183L211 184ZM257 180L261 183H259ZM256 183H258V184H256ZM259 187L262 189H258ZM0 188H1V186H0ZM230 189L231 188L228 187V188H226V190H224L225 194H226V195L224 194V201L225 202L227 201V203H230L231 199L233 200V198H234V196H232L234 194V191H232V189L231 190ZM254 189H257V190H254ZM10 190H11V192H10ZM228 190H230V191L228 192ZM259 190L260 191L262 190L263 192L262 191L260 192ZM220 193H222V192H220ZM5 195H6V197H5ZM57 196H59V195H55V197L52 198L53 201L57 198ZM74 196H76V194L71 195V197H74ZM184 196H186V197H184ZM95 197H97V196H95ZM258 198L260 199V201ZM252 199H253V201H252ZM204 200H207V199H204ZM58 201L56 202V200H55L54 202H56V204L58 203V205H60V206L64 205V203H63L64 201L63 202L60 200H58ZM233 202H234V204H237V201H235V199L233 200ZM210 205L214 208H212ZM259 205H260V207H259ZM91 206H92V208H91ZM236 206H239V204H237ZM257 206H258V208H256ZM40 207L43 208L44 206L41 205ZM262 207H263V209H262ZM15 210L19 211L18 209H15ZM106 210L104 212L107 213ZM20 211H22V210H20ZM184 213H185V215H184ZM209 214L211 215L210 217H209ZM177 215H180L179 218L181 219V222L180 221L178 222L177 219L174 220V218H176ZM1 216H0V219H2ZM212 217H213V219H212ZM35 218H36L35 216H32L30 218L31 222L32 221L40 222V219H38V218L35 219ZM224 218L226 219L227 216H225ZM228 219H229V217L225 221H229ZM111 221H113V218H111ZM139 224H140V227H139ZM109 226H110V224H108L106 227L109 228ZM27 227L28 226L26 224H24L22 228L18 229L19 235L17 234L18 238H20V240H21V243H22L24 250H27L29 245H30V240H29L30 234L29 233L32 231V229H29ZM32 227H34V226H32ZM171 227L173 228V230ZM174 227H176V229ZM118 228H119V226H118ZM160 228H162V227H160ZM41 229L42 228L40 227V229H38L37 231L35 228L33 230L38 232V233H40V231H41V234H45L46 231L41 230ZM211 229H212V231H210ZM199 230H200V232H199ZM12 231H15L14 227L12 228ZM207 231H208L209 235L207 234ZM125 232L127 233L126 236L128 238H126ZM187 232H189V233H187ZM193 233H194V235H195V233L198 235H196L194 237ZM210 233H211V235H210ZM200 234H202V235H200ZM158 235H162V233H158ZM206 235H208V236H206ZM216 235H217V237H216ZM50 236L52 237V235H50ZM186 236H187V238H186ZM222 236H223V238H221ZM41 237L42 236L39 235V238H41ZM51 237L49 239L50 241L51 240L53 241V239L55 240L54 237H52V238ZM166 237H167V235H166ZM160 238H163V236H160ZM185 238H186V240H185ZM127 239H129V240H127ZM165 240H168V239H165ZM191 240H192V242H190ZM52 241L50 242V244L54 243ZM66 243H67V247H68V244L69 243L71 244V241L67 240ZM233 243H234V245H233ZM70 244H69V246H70ZM229 244H230V248H229ZM202 245H203V247H202ZM218 245H220V246H218ZM51 246H53V245H51ZM215 246H216V248H214ZM39 254H41L40 256H42V253H39ZM28 255L30 256V254H28ZM37 259H43V258L34 257V260H37ZM210 260H212V259H210ZM25 262H27V261L25 260ZM73 262H71V263H73Z\"/></svg>","mask_w":264,"mask_h":264}]
</instances>
